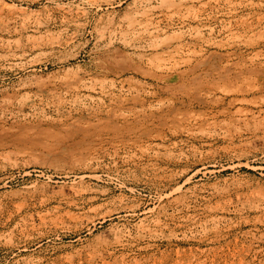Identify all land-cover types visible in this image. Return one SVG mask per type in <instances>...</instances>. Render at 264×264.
I'll return each mask as SVG.
<instances>
[{
  "label": "rangeland",
  "instance_id": "374dc122",
  "mask_svg": "<svg viewBox=\"0 0 264 264\" xmlns=\"http://www.w3.org/2000/svg\"><path fill=\"white\" fill-rule=\"evenodd\" d=\"M0 264H264V0H0Z\"/></svg>",
  "mask_w": 264,
  "mask_h": 264
},
{
  "label": "bare ground",
  "instance_id": "6f19581e",
  "mask_svg": "<svg viewBox=\"0 0 264 264\" xmlns=\"http://www.w3.org/2000/svg\"><path fill=\"white\" fill-rule=\"evenodd\" d=\"M100 168H102V167H100ZM77 175H78V178L80 179V181H75L74 183H72L68 187L69 193L66 191L65 186L61 187L60 190H56V189L50 190L47 187H45L42 190L40 196H43V198H45L44 200H52L54 198L55 199L60 198L59 200L69 202L71 206L74 205L77 208H80V207L86 208V207H93L96 204L101 203L102 200L104 199V197L108 196L111 193V192H109V190H106V189L100 190L98 188V185L93 182V181H99L100 182V177L98 175H96L95 173H88V174H83V175H80L79 173H77ZM50 193H51V195H50ZM21 204H23V203H21ZM60 250H62V249H60Z\"/></svg>",
  "mask_w": 264,
  "mask_h": 264
}]
</instances>
